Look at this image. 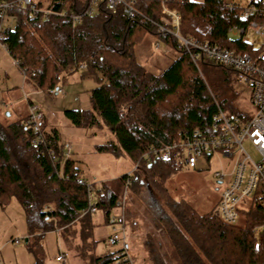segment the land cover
<instances>
[{
    "label": "trees",
    "instance_id": "16d2710c",
    "mask_svg": "<svg viewBox=\"0 0 264 264\" xmlns=\"http://www.w3.org/2000/svg\"><path fill=\"white\" fill-rule=\"evenodd\" d=\"M5 1L9 0L0 3ZM159 1L141 0L139 7L147 16L159 20ZM167 1L181 15L183 34L241 52L252 50L250 42L228 33L230 26L243 23L239 19L241 6L236 3L229 6L225 0ZM85 2L37 0L40 10L35 13L21 7L8 10L7 16L13 17L15 23L13 27L2 26L0 43L36 89L46 92L60 87L65 74L77 69L82 71V77L95 82L89 95L91 108L64 109V115L75 126L104 125L114 139L96 145L97 150L122 151L133 164L137 162L129 187L149 186L163 198V204L155 208V223L169 244L175 264H264V233L251 230L257 217L246 215L240 223L228 224L213 210L200 213L189 203L173 198L165 181L180 165L150 150L176 139L183 128L209 125L216 100L208 92L205 78L175 40L157 33L156 27L143 18L129 19L123 12L98 10L74 21L69 13L83 8ZM249 2L264 5L263 0ZM43 9L52 13L44 16ZM146 34L161 38L178 52L158 72L146 70L135 57V44ZM224 70L234 74L231 69ZM230 113L243 115L236 107H231ZM27 117L28 113L6 125L0 123V206L13 198L22 208L28 230L25 242L35 256L31 264H45L39 240L44 232L57 227H62L59 235L79 264H125L120 249L95 254V224L92 212L81 213L88 206L87 189L78 182L75 159H66L60 175L58 161L51 160L42 147L31 142L34 134L25 123ZM41 126L51 141L50 147L61 158L64 150L57 129L46 130L45 120ZM146 154L150 161L145 160ZM126 176L121 174L112 184H93L96 207L102 210L107 223L115 207V191ZM75 222L80 226L81 245L72 247L68 234ZM145 245L152 264H166L151 241Z\"/></svg>",
    "mask_w": 264,
    "mask_h": 264
},
{
    "label": "rangeland",
    "instance_id": "374dc122",
    "mask_svg": "<svg viewBox=\"0 0 264 264\" xmlns=\"http://www.w3.org/2000/svg\"><path fill=\"white\" fill-rule=\"evenodd\" d=\"M225 1L242 6L249 3L250 0ZM83 2L85 0H82ZM94 8L95 12L97 7ZM6 18H8L7 15L2 21V26L13 27L15 23L13 17ZM247 35L251 42L256 38H259V41L264 39L262 35L252 36L249 33ZM231 37L238 38L239 35ZM241 39L244 40L245 37ZM155 42V36L146 34L134 47L136 60L151 72L162 70L178 54L175 49L163 41L159 42V47H155ZM197 71L201 78H205L208 83L210 95H214L215 100L223 106L221 108L225 112L230 113L231 107H236V110L241 113L252 111L249 89L235 83L232 71L226 72L224 68L212 64H201L200 70L197 69ZM81 72L80 69H77L65 74L64 79L59 83L61 91L48 94V90L45 92L36 89L31 83L23 80L24 76L19 67L0 43V123L6 125L17 116L24 117L27 114L30 104H27V99L22 97L23 90L24 97L30 99L31 103L46 117L45 128L56 127L59 144L64 151L70 150L69 156L75 159L79 176L87 184H94L98 187L101 184L100 181H106L107 184L114 183L117 180L115 178L132 170L133 165H136L137 162L133 164L134 161L122 151L113 153L97 150L96 145L114 139L104 125L79 127L72 124L64 115V109L85 110L91 108L89 95L95 82L90 78L82 77ZM225 76L229 77L225 80ZM12 88H17L16 95L14 99L9 100L6 94ZM3 97L4 99L1 100ZM10 104H13L14 107H11ZM8 111L10 114H7ZM17 143L21 144L19 140ZM244 147L252 157L258 158L251 145L244 142ZM234 160L233 157H225L221 153L215 152L207 159L202 157L196 168L180 165L168 176L165 186L173 198L189 203L200 213L214 211L220 200V187L216 182L214 172H222L226 174L227 178ZM115 192L116 197L120 195L123 192V185L119 186ZM162 204L163 198L149 186L128 188L123 208L127 234L126 246L136 264H141V260L152 264L147 249L142 245L146 241H151L154 244L161 257L166 260V264H175L169 244L155 223V208ZM114 212H118L115 207L111 210V213ZM92 218L95 224L93 229V237L96 240L95 254L100 255L121 248V243H108L107 237L111 232V226L105 221L102 210L97 208L92 212ZM79 227L77 222L69 227L68 240L72 247L81 245L78 236ZM57 230L60 233L62 227L48 230L40 237L39 243L44 250L45 264H79L78 258L71 249L66 248ZM27 236L28 230L23 211L19 203L12 198L6 205L0 206V264H31L34 262L35 256L28 249L24 240ZM60 253L64 254V262L55 259V256Z\"/></svg>",
    "mask_w": 264,
    "mask_h": 264
},
{
    "label": "built area",
    "instance_id": "2783aa9c",
    "mask_svg": "<svg viewBox=\"0 0 264 264\" xmlns=\"http://www.w3.org/2000/svg\"><path fill=\"white\" fill-rule=\"evenodd\" d=\"M36 1L9 0L0 3V30L8 10L21 7L29 8L35 13L40 10L37 8ZM140 1L86 0L83 8L69 13V16L74 21H79L84 14L93 13L96 6V11L103 10L109 14L121 11L129 19L140 17L153 24L160 35L167 34L175 40L177 47L188 55L196 69L200 70V65L204 62H211L234 71L235 83L249 89L251 112L243 113V115L225 112L215 101L216 111L207 127L183 128L176 139L158 148L152 147L150 150L187 168H196L202 157L207 159L215 152L225 157H233L235 160L227 178L222 172H214L216 182L220 187V200L214 213L228 224H238L241 222L240 219L246 215L256 216L257 220L251 225V230L255 234L264 233V39L259 41V38H256L251 42L247 35L249 33L252 36H264V5L255 2L239 5L241 6L239 19L243 23L230 26L228 33L230 36L245 37L243 41L251 42L252 50L241 52L183 34L180 30L181 15L167 0H160L157 4L160 12L159 20L144 14L139 7ZM228 5L234 6V3L229 2ZM41 11L44 16L52 13L49 9ZM62 14H66L65 11ZM161 41V38H156L155 47H159ZM60 91V87H52L48 89V94ZM43 120L44 114L30 103L25 123L34 134L31 142L42 147L51 160L58 161V173L62 175V168L66 159L70 157V150H65L63 156L57 158L54 149L49 145L50 139H46L44 130H42ZM244 142L251 145L258 158L252 157L246 151ZM144 157L146 161H150L149 154ZM136 168L137 164L132 170L126 172L123 192L115 198V207L119 211L111 213L108 219L111 232L107 241L109 244H122L118 249H120L121 260L125 264H136L127 251L126 223L123 216L131 176ZM78 182L86 186L88 199V206L81 213L94 212L97 209L94 185L87 184L81 177L78 178ZM57 232L60 234L59 230ZM55 259L64 262V254H57Z\"/></svg>",
    "mask_w": 264,
    "mask_h": 264
},
{
    "label": "crops",
    "instance_id": "0c3cea01",
    "mask_svg": "<svg viewBox=\"0 0 264 264\" xmlns=\"http://www.w3.org/2000/svg\"><path fill=\"white\" fill-rule=\"evenodd\" d=\"M194 1H202V0H194ZM8 18H6V19H9V16H7ZM4 47V46H3ZM5 48V47H4ZM8 52V51H7ZM15 61V60H14ZM15 64L17 65V63H16V61H15ZM18 66V65H17ZM19 67V66H18ZM20 69V71H21V73H22V75H23V71H22V69L21 68H19ZM24 76V75H23ZM24 81H26V79H25V77H24V79H23ZM27 82V81H26ZM17 88H12V89H10L11 91L9 92V93H7L6 94V97L10 100V99H14V97H15V95H16V92H15V90H16ZM21 90V89H20ZM11 94V95H10ZM18 95V94H17ZM11 97V98H10ZM22 97L26 100V102H27V104H28V100L31 102V100L30 99H28L27 97H24V92H23V90H22ZM4 99V97L1 99V100H3ZM1 102H3V101H1ZM4 103V102H3ZM10 106L11 107H14V105L13 104H10ZM8 110V109H7ZM8 113L10 114V111H8ZM14 113V112H13ZM28 113V112H27ZM25 115H27V114H25ZM44 120H45V124H46V117L44 116ZM52 127H54V126H50L49 127V129L50 128H52ZM56 128V127H55ZM46 129V128H45ZM49 129H46V130H49ZM134 166V165H133ZM101 182H103V181H100V183ZM115 208H117V207H115ZM22 209V208H21ZM117 211H119V209L117 208ZM142 245L143 246H145V249H147V247H146V245H145V243L143 242L142 243ZM128 246L130 247V245L128 244ZM142 261V263L141 264H148L147 262H146V260L145 261H143V260H141Z\"/></svg>",
    "mask_w": 264,
    "mask_h": 264
},
{
    "label": "water",
    "instance_id": "95a60500",
    "mask_svg": "<svg viewBox=\"0 0 264 264\" xmlns=\"http://www.w3.org/2000/svg\"><path fill=\"white\" fill-rule=\"evenodd\" d=\"M7 114H8V112H7ZM27 240V238H25V241Z\"/></svg>",
    "mask_w": 264,
    "mask_h": 264
}]
</instances>
